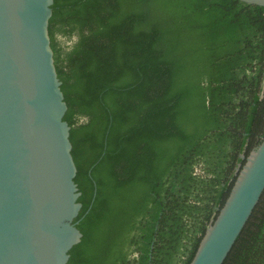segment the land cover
Masks as SVG:
<instances>
[{
	"label": "trees",
	"instance_id": "trees-1",
	"mask_svg": "<svg viewBox=\"0 0 264 264\" xmlns=\"http://www.w3.org/2000/svg\"><path fill=\"white\" fill-rule=\"evenodd\" d=\"M52 9L82 203L70 264H191L238 167L264 141V6ZM223 264H264V193Z\"/></svg>",
	"mask_w": 264,
	"mask_h": 264
},
{
	"label": "water",
	"instance_id": "water-1",
	"mask_svg": "<svg viewBox=\"0 0 264 264\" xmlns=\"http://www.w3.org/2000/svg\"><path fill=\"white\" fill-rule=\"evenodd\" d=\"M53 3L0 0V264H70L83 236L74 222L82 203L68 105L49 32ZM240 167L191 264H223L232 250L264 193V141Z\"/></svg>",
	"mask_w": 264,
	"mask_h": 264
}]
</instances>
